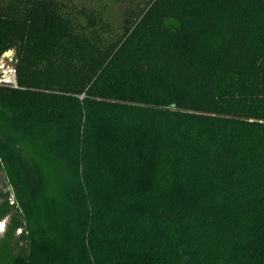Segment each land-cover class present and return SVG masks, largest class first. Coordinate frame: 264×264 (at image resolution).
<instances>
[{
    "label": "trees",
    "instance_id": "1",
    "mask_svg": "<svg viewBox=\"0 0 264 264\" xmlns=\"http://www.w3.org/2000/svg\"><path fill=\"white\" fill-rule=\"evenodd\" d=\"M9 50L17 264H264V0H0Z\"/></svg>",
    "mask_w": 264,
    "mask_h": 264
},
{
    "label": "rangeland",
    "instance_id": "2",
    "mask_svg": "<svg viewBox=\"0 0 264 264\" xmlns=\"http://www.w3.org/2000/svg\"><path fill=\"white\" fill-rule=\"evenodd\" d=\"M222 28L223 21L221 16L212 18L205 23L203 27V42L206 47H211L217 42L222 34ZM13 53L10 56L13 57L15 55L14 50ZM6 60L11 64L9 56ZM7 131L8 128H5L0 122V133L4 134ZM18 139L23 141L22 147H30L28 142L23 140L22 137ZM0 192V211L1 213L4 212L3 218L0 220V264H17L16 258L26 252L28 247L26 238V235H28V232H26L27 218L24 215V211L30 208V201L22 190L6 177L2 171L0 174ZM43 202L44 200L40 204Z\"/></svg>",
    "mask_w": 264,
    "mask_h": 264
},
{
    "label": "built area",
    "instance_id": "3",
    "mask_svg": "<svg viewBox=\"0 0 264 264\" xmlns=\"http://www.w3.org/2000/svg\"><path fill=\"white\" fill-rule=\"evenodd\" d=\"M10 54H14L13 50H9L0 56V84L18 87L17 67L15 63L17 59L15 55L12 57ZM8 56L11 64L6 60Z\"/></svg>",
    "mask_w": 264,
    "mask_h": 264
},
{
    "label": "bare ground",
    "instance_id": "4",
    "mask_svg": "<svg viewBox=\"0 0 264 264\" xmlns=\"http://www.w3.org/2000/svg\"><path fill=\"white\" fill-rule=\"evenodd\" d=\"M3 228V227H2Z\"/></svg>",
    "mask_w": 264,
    "mask_h": 264
}]
</instances>
